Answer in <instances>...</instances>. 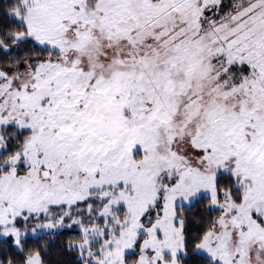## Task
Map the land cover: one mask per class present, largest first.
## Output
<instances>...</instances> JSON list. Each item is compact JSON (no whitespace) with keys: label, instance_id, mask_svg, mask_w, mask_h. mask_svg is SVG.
Here are the masks:
<instances>
[{"label":"snow or ice","instance_id":"obj_1","mask_svg":"<svg viewBox=\"0 0 264 264\" xmlns=\"http://www.w3.org/2000/svg\"><path fill=\"white\" fill-rule=\"evenodd\" d=\"M5 16L0 238L22 258L0 264H45L29 233L73 226L79 264H264V0Z\"/></svg>","mask_w":264,"mask_h":264},{"label":"trees","instance_id":"obj_2","mask_svg":"<svg viewBox=\"0 0 264 264\" xmlns=\"http://www.w3.org/2000/svg\"><path fill=\"white\" fill-rule=\"evenodd\" d=\"M13 2L14 0H0V22L5 25L11 23L9 18L5 16V12L10 8ZM2 56L3 54L0 53V57ZM206 203V200L201 201L192 211L201 215H206ZM215 214L216 213H212V215ZM79 240V229L73 226L72 228L53 231L51 234L45 232L40 235L39 239L36 236H28L27 246L29 249L39 248L45 264H79L77 250L68 248L69 243L78 242ZM24 254L26 255L27 253ZM21 258V253L17 251L11 241L0 239V260H19Z\"/></svg>","mask_w":264,"mask_h":264},{"label":"rangeland","instance_id":"obj_3","mask_svg":"<svg viewBox=\"0 0 264 264\" xmlns=\"http://www.w3.org/2000/svg\"><path fill=\"white\" fill-rule=\"evenodd\" d=\"M66 223H68L67 220H66ZM29 227H31V225H29ZM75 227H76V226H75ZM62 229H65V228H62ZM62 229H58V230H62ZM58 230H54V231H58ZM45 232H49V230H44L43 233H45ZM52 232H53V231H52ZM29 236L34 237L31 233H29ZM0 239H3V238H0ZM4 240H9V241H11V238H7V239H4Z\"/></svg>","mask_w":264,"mask_h":264}]
</instances>
